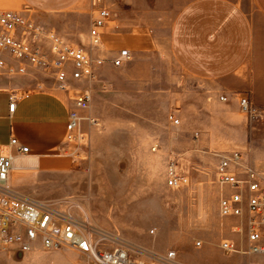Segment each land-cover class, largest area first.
Returning <instances> with one entry per match:
<instances>
[{
  "label": "crops",
  "instance_id": "0c3cea01",
  "mask_svg": "<svg viewBox=\"0 0 264 264\" xmlns=\"http://www.w3.org/2000/svg\"><path fill=\"white\" fill-rule=\"evenodd\" d=\"M96 1L0 0V10L17 11L83 48L96 60L98 76L93 82L70 79L69 90L42 89L31 78L21 86L0 79V152L14 158L11 186L61 206L86 193L87 153L84 161L62 154L74 88L92 90L91 107L81 114L101 123H82L90 162H97L100 149L111 154L113 148L130 147L121 133L128 130L121 117L133 115L136 122L129 128L135 132L134 143L148 141L153 152L167 156L168 165L175 160L178 174L188 181L209 155L232 151H247L251 163L264 171V149L251 134L256 126L243 116L239 103L249 94L256 107L264 108V0H99L110 18L101 29V46L95 48L89 32L98 13ZM39 44L55 58L49 40ZM125 49L131 60L115 65L113 60ZM4 57L8 65L20 64L9 54ZM49 70L54 78V69ZM107 89L112 92L97 91ZM13 95L17 105L10 112ZM222 95L228 100L222 101ZM12 137L29 152L9 147ZM180 161L188 167L182 169ZM0 264L89 263L75 250L38 248L30 253L0 251Z\"/></svg>",
  "mask_w": 264,
  "mask_h": 264
},
{
  "label": "built area",
  "instance_id": "2783aa9c",
  "mask_svg": "<svg viewBox=\"0 0 264 264\" xmlns=\"http://www.w3.org/2000/svg\"><path fill=\"white\" fill-rule=\"evenodd\" d=\"M96 6L98 13L89 32L90 43L95 48L101 46V29L110 18V11L99 0ZM43 39L50 41L55 58L51 59L42 50L39 43ZM5 54L20 64L8 65ZM129 60L131 54L125 49L113 63L120 66ZM95 61L83 48L69 43L55 30L37 25L17 11L0 10V75H26L34 72L32 70L45 73L54 69L49 88L69 90L72 88L70 79L89 82L98 79ZM37 79L39 87L44 89L45 84ZM74 90V108L67 118L62 154L78 157L80 149L88 144V135L82 129L83 121L87 120L92 127H99L101 123L81 114L91 107L92 90ZM220 99L227 101L228 97L222 95ZM239 103L241 111L251 119L259 116L249 94H243ZM16 105L17 96L13 95L10 112H14ZM170 119L179 124V119L173 116ZM8 146L18 147L21 153L29 152V147L16 137L10 139ZM218 157L215 181L220 188L219 215L223 219H240V231L247 235L245 247L223 238L220 249L225 254L264 257V171L248 162L240 151L220 153ZM13 159L10 153L0 152V251L30 253L38 248L46 251L70 249L85 255L89 264H185L175 250L158 254L142 249L143 258H134L130 253L133 247L117 235L94 226L87 212L73 198L66 199L61 206L16 191L9 181ZM187 184L188 179L178 174L175 160L170 161L167 185L177 189ZM196 245L201 246L202 242L198 241Z\"/></svg>",
  "mask_w": 264,
  "mask_h": 264
},
{
  "label": "rangeland",
  "instance_id": "374dc122",
  "mask_svg": "<svg viewBox=\"0 0 264 264\" xmlns=\"http://www.w3.org/2000/svg\"><path fill=\"white\" fill-rule=\"evenodd\" d=\"M32 71L24 76L3 73L0 79L21 86L30 78L38 83L39 78L45 84L44 89L49 88L53 81L50 70L45 73ZM97 91L100 94L112 92L111 89ZM256 108L259 110L256 119H251L243 111L241 113L256 126L251 134L255 137V144L263 150L264 108ZM158 119L159 116H156V121ZM135 122L133 115L121 117V124L126 123L128 129L121 133L127 136V141H131L128 142L130 147L113 148L111 154L106 149H100L97 162L92 160L96 163L90 162V144L80 149L77 159L84 161L83 155L87 153L89 161L83 167L88 175L87 191L71 198L87 210L92 224L117 235L133 247L130 253L136 259L143 258L142 249L158 254L175 250L185 264H264L263 257L225 254L220 249L223 238L245 247L247 235L240 231V219H223L219 215L220 191L214 178L218 154L216 157L209 155L200 168L194 167L187 185L170 188L167 185V156L153 152L147 146L148 141L140 145L134 143L135 132L130 131L129 125ZM242 153L251 163L248 152ZM179 166L184 169L188 164L180 161ZM198 241L202 242L201 246L196 245Z\"/></svg>",
  "mask_w": 264,
  "mask_h": 264
},
{
  "label": "bare ground",
  "instance_id": "6f19581e",
  "mask_svg": "<svg viewBox=\"0 0 264 264\" xmlns=\"http://www.w3.org/2000/svg\"><path fill=\"white\" fill-rule=\"evenodd\" d=\"M86 210V209H85ZM87 211V210H86Z\"/></svg>",
  "mask_w": 264,
  "mask_h": 264
}]
</instances>
